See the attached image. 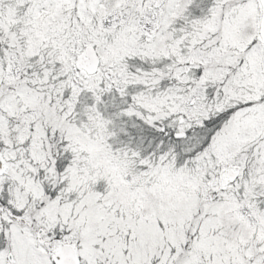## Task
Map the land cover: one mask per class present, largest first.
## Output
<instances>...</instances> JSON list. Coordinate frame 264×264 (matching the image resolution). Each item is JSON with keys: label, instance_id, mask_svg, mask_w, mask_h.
Instances as JSON below:
<instances>
[{"label": "snow or ice", "instance_id": "6c2138e0", "mask_svg": "<svg viewBox=\"0 0 264 264\" xmlns=\"http://www.w3.org/2000/svg\"><path fill=\"white\" fill-rule=\"evenodd\" d=\"M0 264H264V0H0Z\"/></svg>", "mask_w": 264, "mask_h": 264}]
</instances>
